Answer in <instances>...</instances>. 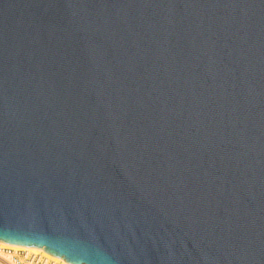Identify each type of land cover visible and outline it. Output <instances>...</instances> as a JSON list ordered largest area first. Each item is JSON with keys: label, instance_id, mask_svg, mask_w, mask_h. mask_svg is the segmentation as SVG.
Listing matches in <instances>:
<instances>
[{"label": "water", "instance_id": "95a60500", "mask_svg": "<svg viewBox=\"0 0 264 264\" xmlns=\"http://www.w3.org/2000/svg\"><path fill=\"white\" fill-rule=\"evenodd\" d=\"M0 242L264 264V0H0Z\"/></svg>", "mask_w": 264, "mask_h": 264}, {"label": "built area", "instance_id": "2783aa9c", "mask_svg": "<svg viewBox=\"0 0 264 264\" xmlns=\"http://www.w3.org/2000/svg\"><path fill=\"white\" fill-rule=\"evenodd\" d=\"M0 254V264H64L60 261H55L45 254L31 253L27 251L2 250Z\"/></svg>", "mask_w": 264, "mask_h": 264}, {"label": "bare ground", "instance_id": "6f19581e", "mask_svg": "<svg viewBox=\"0 0 264 264\" xmlns=\"http://www.w3.org/2000/svg\"><path fill=\"white\" fill-rule=\"evenodd\" d=\"M0 248H9V249L14 250V251L20 250V251H27V252H31V253H38V252L42 253L43 252V254H45V256L52 258L55 261H60V262H63L64 264H69L59 257H55V256L43 251L42 249H38V248H34V247L13 245V244L0 242Z\"/></svg>", "mask_w": 264, "mask_h": 264}, {"label": "rangeland", "instance_id": "374dc122", "mask_svg": "<svg viewBox=\"0 0 264 264\" xmlns=\"http://www.w3.org/2000/svg\"><path fill=\"white\" fill-rule=\"evenodd\" d=\"M2 250H9V248H0V254H3L2 253ZM11 250V249H10Z\"/></svg>", "mask_w": 264, "mask_h": 264}]
</instances>
